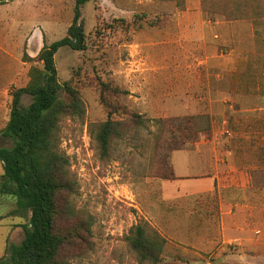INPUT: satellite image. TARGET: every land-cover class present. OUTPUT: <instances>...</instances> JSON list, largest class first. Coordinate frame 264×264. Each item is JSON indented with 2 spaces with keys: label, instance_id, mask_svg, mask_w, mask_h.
I'll return each instance as SVG.
<instances>
[{
  "label": "rangeland",
  "instance_id": "rangeland-1",
  "mask_svg": "<svg viewBox=\"0 0 264 264\" xmlns=\"http://www.w3.org/2000/svg\"><path fill=\"white\" fill-rule=\"evenodd\" d=\"M74 10L75 0L0 5V133L12 92L40 65L24 55L64 38ZM81 12L87 49L55 56L61 97L69 85L83 106L59 131L74 180L59 200L64 263L140 264L128 236L143 225L167 241L159 264H264V0H95ZM195 115L210 129L180 151L212 163L216 190L171 198L181 139L157 120ZM110 116L122 136L102 157L94 130ZM15 209L0 195V259L25 237L30 214Z\"/></svg>",
  "mask_w": 264,
  "mask_h": 264
},
{
  "label": "trees",
  "instance_id": "trees-1",
  "mask_svg": "<svg viewBox=\"0 0 264 264\" xmlns=\"http://www.w3.org/2000/svg\"><path fill=\"white\" fill-rule=\"evenodd\" d=\"M12 1L0 0V5ZM92 1L95 0H75L74 19L64 38L45 44L36 58L24 55L25 60H37L40 65L30 69L25 87L12 92L10 118L0 133L12 141L11 147H0L4 170L0 195L16 200L14 216L30 214V218L23 226L24 239L7 249L0 264H65L61 254L69 238L58 227L59 200L65 191L73 189L74 180L69 158L59 148V131L63 118L82 113L83 106L79 92L69 85L66 91L70 101L67 103L61 97L63 86L58 79L55 56L65 47L77 52L87 49L81 8ZM25 95L32 98L28 106L23 104ZM111 117L94 130L102 157L109 156L112 139L122 136L120 123ZM136 122L143 128L148 121L137 116ZM157 126L158 130L166 127L181 139L180 151L195 144L201 133L210 129V120L207 115L185 116L157 120ZM175 178L174 171L167 179ZM166 242L155 230L143 225L134 226L128 236L130 249L140 264H159Z\"/></svg>",
  "mask_w": 264,
  "mask_h": 264
},
{
  "label": "crops",
  "instance_id": "crops-1",
  "mask_svg": "<svg viewBox=\"0 0 264 264\" xmlns=\"http://www.w3.org/2000/svg\"><path fill=\"white\" fill-rule=\"evenodd\" d=\"M172 159L176 180L171 186L173 187V196H170L171 198L208 193L216 190L219 174L215 176L210 174L212 173L209 171L212 166L211 162L194 159L193 154L188 151H176Z\"/></svg>",
  "mask_w": 264,
  "mask_h": 264
}]
</instances>
